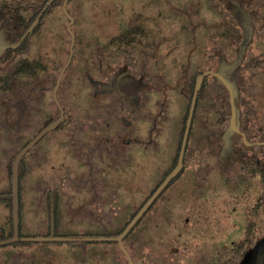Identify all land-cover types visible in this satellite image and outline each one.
Listing matches in <instances>:
<instances>
[{"label": "flooded vegetation", "instance_id": "flooded-vegetation-1", "mask_svg": "<svg viewBox=\"0 0 264 264\" xmlns=\"http://www.w3.org/2000/svg\"><path fill=\"white\" fill-rule=\"evenodd\" d=\"M74 1L0 0V264H169L162 255L173 235L187 247L172 249V264H264V229L250 233L249 221L237 255L232 232L220 260L197 247L200 165L214 159L232 183L240 171L244 188L264 177V150H252L264 148V38L252 0H155L159 24L176 10L184 49L137 7L124 27L129 44L93 48L76 28L88 15ZM245 30L239 66L225 78L248 145L234 137L227 160L228 91L207 75L191 109L192 97L198 75L232 66ZM205 84L217 125L199 150L190 143ZM154 194L120 244L102 240L119 236Z\"/></svg>", "mask_w": 264, "mask_h": 264}, {"label": "rangeland", "instance_id": "rangeland-1", "mask_svg": "<svg viewBox=\"0 0 264 264\" xmlns=\"http://www.w3.org/2000/svg\"><path fill=\"white\" fill-rule=\"evenodd\" d=\"M83 1L75 0L74 5L77 7L79 15H88V18L77 20L76 28L81 29L79 30L81 37L86 38L88 44L91 47L94 46L93 48L103 44H108L109 47L116 46L117 43L129 44V31H126L124 27L134 15L133 11L135 12L136 7L141 12V19H149L146 22L147 26L155 28L167 26L169 28L168 44H172V40H175L181 48L188 47L187 36H183L179 32L182 26L176 10H169V20L164 22L166 25L159 24V19L163 17L156 15L159 5L155 3V0L150 2L146 0ZM201 3H206L207 6L208 1L202 0ZM252 7L256 10L258 17L256 24L263 28L264 38V0H252ZM260 16L261 19H259ZM199 69L203 70L204 68ZM207 81L208 79L205 82L207 83ZM208 85L205 84L206 87H202L197 98L196 117H194L192 126L194 142H191L190 145H197L199 150L207 149L213 144L210 138H212V132L217 125L215 121L217 111H209L214 107L216 97L210 92ZM244 144L247 145V143ZM257 149L264 150L263 147L252 148V150ZM203 152L200 155H203ZM200 166L201 176L197 177V226L200 227L202 233L200 237H197L199 240L197 247L202 248V252H216L220 260V256L225 253V248L231 246L226 236L232 232L234 242L231 250L234 255H237L244 246L246 247L240 236L243 235L242 228L245 224L247 225L248 221L252 224L248 225L250 233L259 234L264 229V177L259 179L255 176L253 179H249V185L244 188L236 185V182H243L240 178V171L234 175V183H232L231 175L222 170L214 159H208ZM173 238L174 241L172 240L173 242L164 249L166 252L162 255L164 263L172 264L178 257L172 250L174 247H187V244L177 243V236L173 235ZM190 244L193 245V242ZM192 251L194 250L192 249Z\"/></svg>", "mask_w": 264, "mask_h": 264}, {"label": "water", "instance_id": "water-1", "mask_svg": "<svg viewBox=\"0 0 264 264\" xmlns=\"http://www.w3.org/2000/svg\"><path fill=\"white\" fill-rule=\"evenodd\" d=\"M37 20L34 22L36 23ZM71 34V42H70V57L69 60L71 58V54H72V47H73V42H74V37L73 34ZM245 36H244V40L242 42L241 48L239 49V52L237 54V58L235 60V62L232 64V66H230V68L228 67V70L225 71H221L220 68L217 69V71L213 72V71H204L203 73H201L200 75L197 76L196 82H195V86H194V92H193V97H192V105H191V109L193 108V105L195 103V99H196V95L198 94V91L200 90V87L202 85V81L203 78L207 75L213 76L215 78H217V81L219 82V84H221L227 91H228V104L230 107V117H229V121L227 124L226 129L221 133L220 135V140L222 142V146H221V150L219 153L220 157L223 158H227V160H229L230 156H231V146H232V140L234 137L236 136H241L243 138V143H247L245 136L240 132L239 130V111H238V97H237V93H236V89L234 84H232L231 82L227 81L225 76L228 74V72H230V70H237L240 60L242 58L243 55V51L244 48L246 46V44L248 43V40L250 38V33L245 30ZM68 63V62H67ZM64 70V68H63ZM62 70V71H63ZM191 115H192V111H190L188 119H187V123H186V130L184 133V138H183V147L184 144L186 142L187 139V134H188V130H189V125H190V121H191ZM50 128H52V126H50L48 129H46L45 131H43L32 143L31 145L36 142L45 132H47ZM258 144H262V143H258ZM248 145V144H247ZM246 145V146H247ZM183 150V149H182ZM179 170V166H177L171 173L170 175L165 179V181L163 182V184L160 186V189L163 188L167 182L176 175V173ZM158 189V191L160 190ZM157 194V193H156ZM156 194L153 195V197L146 203V205L143 207V209L138 213V215L133 219V221L123 230V232L117 236V237H113V238H104L102 240H108V241H117L118 244H120L122 238L128 233V231L130 230V228L132 227V225L135 223V221L138 219V217L143 213V211L147 208V206L151 203V201L155 198ZM128 264H136L133 263L129 258H128ZM141 264V263H138Z\"/></svg>", "mask_w": 264, "mask_h": 264}]
</instances>
